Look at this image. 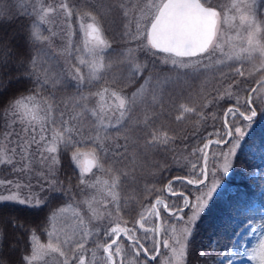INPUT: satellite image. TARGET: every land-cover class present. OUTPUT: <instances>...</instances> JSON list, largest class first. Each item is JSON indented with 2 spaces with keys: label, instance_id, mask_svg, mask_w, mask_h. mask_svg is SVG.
I'll return each instance as SVG.
<instances>
[{
  "label": "snow or ice",
  "instance_id": "snow-or-ice-1",
  "mask_svg": "<svg viewBox=\"0 0 264 264\" xmlns=\"http://www.w3.org/2000/svg\"><path fill=\"white\" fill-rule=\"evenodd\" d=\"M104 7L122 21L118 40L107 37L106 16L90 0H31L23 13L29 20L19 46L23 53L0 35V69L36 49L30 59L19 60L36 89L0 112L5 129L0 167L13 177L0 178V189L7 193L0 194V203L43 208L48 200L33 192L34 186L68 201L48 217L46 243L31 230V251L22 264H48L49 259L53 264H125L124 242L140 264H153L165 253L161 264H185L197 224L210 206L222 209L221 227L200 255L214 264H243L245 257L264 264V147L256 137L264 120V79L249 89L245 80L252 73L244 67L257 55L264 58V0H109ZM9 23L0 13V30ZM225 28L235 29L236 35L226 37ZM57 40L64 47L53 55ZM117 42L119 49L113 47ZM58 56L62 66L53 63ZM158 65L167 66L177 79L216 73L217 87L202 88L196 98L180 93V102L166 90L171 77L161 78ZM125 73L128 80H144L131 96L120 86ZM70 85L76 92L57 100V90ZM221 102L229 106L216 126ZM190 118L205 125L211 119L212 130L191 148L185 175L172 177L163 189L143 187L157 195L141 205L129 226L123 186H140L138 161L149 152L177 151L180 137L171 124ZM193 136L200 141L196 132ZM64 153L71 154L79 170L75 185L71 178L65 184L58 177ZM245 153H259L262 163L259 175L245 174L247 191L241 192L233 177L235 161ZM253 196L261 201L255 209ZM238 217L243 218L237 228L229 230ZM253 235L259 254L246 246L245 237ZM90 241L95 248L87 247ZM0 264H6L2 254Z\"/></svg>",
  "mask_w": 264,
  "mask_h": 264
},
{
  "label": "trees",
  "instance_id": "trees-1",
  "mask_svg": "<svg viewBox=\"0 0 264 264\" xmlns=\"http://www.w3.org/2000/svg\"><path fill=\"white\" fill-rule=\"evenodd\" d=\"M7 18L11 19V23L6 24L0 35L4 36L5 40L11 38V44L14 49H17L23 53V48L19 47L24 42V35L26 25L29 23L28 18L23 15V12L14 10L12 12H6L4 14ZM35 48L29 50L28 55H20L13 63L6 69H0V112L8 102L13 101L24 94L33 92L36 89L34 78H28L26 76V68L19 66V60H28L33 55ZM230 81L225 82L228 83ZM134 85H137L134 83ZM132 83H129L124 87V90L130 92L133 89ZM195 97V96H194ZM228 105V102H221L219 110L216 112L217 120L216 126L222 124L221 113ZM213 111H216L215 109ZM213 121L209 119L207 125L204 122H197L195 118H190L185 123L171 124V129L174 130L175 135L180 137L175 147L176 152H149L146 157L141 158L138 163L141 165L139 175L142 177L139 180V187H130L127 184L123 186L121 195L129 200L128 210L124 214V218L129 221V226L138 219V213L140 207L144 203H150L155 199L157 193L149 195L143 191L145 185H155L156 188L163 189L165 183L174 176L185 175L186 165L188 160H191L190 151L193 146H197L202 141L203 136L207 131L212 130ZM3 129V122L0 121V132ZM197 129L199 131L197 132ZM196 132L200 138L198 141L193 133ZM187 136L188 141H183V137ZM256 137L259 139L260 146L264 147V120H261L257 126ZM184 143H188L189 147L184 148ZM174 157L176 159H174ZM185 158H188L186 160ZM262 163L260 154L256 153L255 157L245 153L241 154L235 161V175L233 177L234 182L239 185V191H247L245 188L246 173H252L254 170H259L258 165ZM157 165L159 167H157ZM164 168V171H161ZM60 180L65 181V184L69 182L75 185L77 183L78 171L71 162L69 153H64L61 156V165L58 173ZM250 178V177H248ZM162 194V193H161ZM148 199L145 200L144 197ZM53 195L49 199L52 198ZM63 198H56V203L59 204ZM261 201L255 196L251 199V207L253 209L260 206ZM46 210V213L44 212ZM8 210V211H7ZM52 208L30 209L26 206H18L12 203H5L0 205V254L5 259L6 264H22L23 256L28 255L31 249L28 237L31 230L35 229L37 235L40 237L43 234V230L48 223V217ZM163 216V214H162ZM223 211L219 206H210L202 219L197 224V234L194 241L189 247L185 264H211V257H202L200 253L205 251L210 241L214 239V234L221 227V218ZM238 217L229 225V230L236 229L239 225L240 219ZM23 224L29 225L26 228H17L14 226ZM149 226V225H146ZM151 226V225H150ZM27 237L25 240L23 237ZM148 246L147 244L145 245ZM123 247L128 248L127 242H124ZM130 249V248H129ZM128 249V250H129ZM162 251H164L162 249ZM129 252H132L131 249ZM134 254V253H133ZM213 255H216L214 252ZM140 260H143L141 255ZM160 257L153 264H159ZM136 264H140L137 261Z\"/></svg>",
  "mask_w": 264,
  "mask_h": 264
},
{
  "label": "rangeland",
  "instance_id": "rangeland-1",
  "mask_svg": "<svg viewBox=\"0 0 264 264\" xmlns=\"http://www.w3.org/2000/svg\"><path fill=\"white\" fill-rule=\"evenodd\" d=\"M109 2V0H90V3L97 5L98 9L101 11V13L105 14L106 16V35L109 39H112L113 37H117L118 40V33L121 30V26H122V21L119 17V14L116 12L113 13H107L106 8L104 7V5H106ZM229 2V0H213V3H221V4H227ZM31 0H0V13L5 14L6 12H12L14 10H19L20 12H25L26 8L30 5ZM73 27H76V22H75V18L73 19ZM225 32V36H235L236 35V31L235 29H229V28H225L224 29ZM77 41L80 39V34L77 31V35L74 38ZM64 47V44L62 41L57 40L54 42L53 48H52V54L55 55L56 52H58L60 49H62ZM113 47L116 49H119L121 47V45L117 42L113 44ZM141 59L143 60L144 57L141 56ZM264 62V58L260 57L259 55H257L254 59V61L252 62H246L244 67L247 71H250L252 74L251 76H249L246 80H245V84L246 86L251 89L252 87L255 86V83L261 79H264V70H259L260 69V64ZM53 63H58V65L62 66L64 63V59L63 57H57L56 61H54ZM58 70V69H57ZM157 72L159 73V75L161 76V78L163 77H171V80L169 81L168 85H166V90L169 92H173L175 94L178 95V98L180 99V102H184L183 98L179 96L180 93H183V97H188L189 95H191L193 98H196L197 93L200 92V90L202 88L205 89H211L213 87H217V81H216V73L213 72H209L207 74H201L199 76H187V77H183L181 79H177L176 78V73L169 71V68L165 65H158L157 66ZM145 76H148L149 73L145 72L144 74ZM127 74L125 73V78L122 79L121 82V87L124 90V87L127 86L129 83H132L133 85V89L128 92L124 90V93L128 96H131L132 93L136 92L137 89L140 88L141 84L144 83L143 79H136V80H128L126 78ZM137 85H134V83ZM230 83V82H228ZM227 84V83H226ZM226 84L220 85V90L223 91L224 88L226 87ZM258 87V85L256 86ZM76 92V89L74 86H67V87H63L57 90L56 93V98L57 100H60L61 98H67L68 96H71L73 93ZM31 93L28 94H24L20 97H24V96H28ZM244 95H246V93H244ZM195 96V97H194ZM19 97V98H20ZM229 106V102L228 105L224 108L226 109ZM223 115V112L221 113V117ZM181 123H185L181 122ZM173 125H175L176 123H172ZM20 125L17 124L16 125V131L19 132L20 131ZM4 127L0 132V141L3 140V132H4ZM7 146V145H5ZM70 159H71V154L69 153ZM71 162L73 163L72 159ZM73 166L75 167V169L77 171H79L76 168V165L73 163ZM95 172V169H94ZM252 173H256L257 175H259V170H254ZM97 176H100L101 179H108L107 176H104L103 174L96 172ZM0 178H6V179H12V175L10 173V170H6L3 167H0ZM95 177H93L94 179ZM168 182V181H167ZM167 182L165 183V185L167 184ZM33 185H35V179H33ZM33 192L39 193L40 196L42 198H46L47 200L49 199V196L51 197L52 194L45 191V192H40L39 187H33L32 189ZM0 194H7L5 190L0 189ZM63 198V197H62ZM79 199V197H78ZM62 202H60L59 204H53V208L51 210L54 211L62 206H64L68 201L63 198V200L61 199ZM8 203V202H5ZM20 205V204H17ZM24 206V205H23ZM46 206V205H45ZM47 206L48 203H47ZM50 212V214H51ZM50 216V215H49ZM150 226V225H149ZM178 228L182 227V225H177ZM47 227V226H46ZM47 236L44 233L43 230V234L42 236L39 237L40 242L42 243H46L47 242ZM246 239V246L251 250V249H255L256 253L259 254L260 252V248H259V241L257 240V237L255 235L253 236H247L245 237ZM87 247L89 249H93L95 248V244H93L91 241L89 242V244L87 245ZM129 247L126 248V254H125V264H136L137 260L134 257V254L132 252H129L130 249ZM31 251V249H30ZM30 253V252H29ZM90 255V253H89ZM97 255L101 256L103 255L102 249L97 251ZM169 255V253H165L164 256L160 257L159 260V264H161V262L163 260H165L167 258V256ZM37 264H41V262H37ZM48 264H53L52 260L49 259ZM211 264H214L213 260L211 261ZM243 264H258L257 261H250L248 260L247 257L244 258L243 260Z\"/></svg>",
  "mask_w": 264,
  "mask_h": 264
},
{
  "label": "bare ground",
  "instance_id": "bare-ground-1",
  "mask_svg": "<svg viewBox=\"0 0 264 264\" xmlns=\"http://www.w3.org/2000/svg\"><path fill=\"white\" fill-rule=\"evenodd\" d=\"M56 204V198L52 197L50 199H48V205L49 207L53 208V204ZM8 211V210H7ZM24 227L23 228H26L27 226L29 225H23ZM23 237V236H22ZM27 237H23V239L25 240Z\"/></svg>",
  "mask_w": 264,
  "mask_h": 264
},
{
  "label": "flooded vegetation",
  "instance_id": "flooded-vegetation-1",
  "mask_svg": "<svg viewBox=\"0 0 264 264\" xmlns=\"http://www.w3.org/2000/svg\"><path fill=\"white\" fill-rule=\"evenodd\" d=\"M1 204H5V203H0V205ZM21 206V205H20ZM43 208H47V204H46V206H44ZM44 212L46 213V210L44 209Z\"/></svg>",
  "mask_w": 264,
  "mask_h": 264
}]
</instances>
